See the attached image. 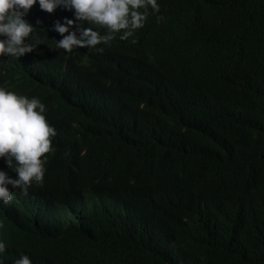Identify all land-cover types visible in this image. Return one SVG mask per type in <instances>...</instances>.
Instances as JSON below:
<instances>
[{"label":"trees","instance_id":"trees-1","mask_svg":"<svg viewBox=\"0 0 264 264\" xmlns=\"http://www.w3.org/2000/svg\"><path fill=\"white\" fill-rule=\"evenodd\" d=\"M157 3L132 36L117 34L99 52L85 47L65 66L1 61L0 83L44 99L56 128L34 192L65 186L79 216L46 238L48 248L19 226L2 264L20 254L33 264H264V0ZM51 13L33 5L24 18ZM74 78L96 80L116 99L104 113L93 106L79 132L63 103ZM0 170L17 175L5 162ZM148 214L157 220L137 242L127 222ZM0 216L12 220L6 209Z\"/></svg>","mask_w":264,"mask_h":264},{"label":"clouds","instance_id":"clouds-1","mask_svg":"<svg viewBox=\"0 0 264 264\" xmlns=\"http://www.w3.org/2000/svg\"><path fill=\"white\" fill-rule=\"evenodd\" d=\"M33 5L48 13L62 8L51 13L46 22L25 19ZM148 6L153 11L159 9L157 0H0V63L5 56H11L26 59L36 67L44 66L46 60L65 66L70 55L88 54L85 47L99 52L103 49L98 45L107 44L117 34L121 40L132 36L134 30L143 26ZM141 8L145 11H139ZM70 10L74 18H69ZM81 21L101 26L105 31L101 34L97 28L81 26ZM43 27L47 28L45 33ZM85 57L81 56L79 62L83 63ZM99 85L96 80L74 78L62 88L70 126L77 132L87 124L93 106L102 107L104 113V108H111L116 100ZM88 94L95 99L86 98ZM230 102L237 103V100ZM245 121L248 129L258 123L253 111H248ZM259 122L264 124L263 116ZM55 135L56 128L44 99L0 85V164L5 162L17 174L11 176L0 170V208L9 211L12 218L0 216V258L12 248L11 239L19 226H27L38 239L45 241L48 236L75 226L79 219L77 203L65 186L55 185L34 192L35 186L45 181L43 165L47 157L43 154L53 150ZM258 147L264 154V148ZM8 202L16 205L29 202V212L26 216L18 215L2 204ZM156 220L157 216L148 214L127 222L128 229L139 242L147 238ZM49 242L37 248H48L52 244ZM9 264H33V261L30 256L20 254Z\"/></svg>","mask_w":264,"mask_h":264},{"label":"bare ground","instance_id":"bare-ground-1","mask_svg":"<svg viewBox=\"0 0 264 264\" xmlns=\"http://www.w3.org/2000/svg\"><path fill=\"white\" fill-rule=\"evenodd\" d=\"M137 52L141 53V51H137ZM95 70H96V68H95ZM4 74H2V75H4ZM0 85H2V84L0 83ZM86 98L90 99L88 95L86 96ZM9 188L11 189V191L14 190V188H12V187H9ZM28 203L29 202L20 203V204L16 205V204H13L12 202H8L7 204H4V203H2V204L6 205L7 207H10V209H12L13 211H16V213L18 215L26 216L25 213L29 212V208H30V205H28ZM104 210H107V208L105 207ZM55 230H57L56 227H55ZM59 245H61V241H59L58 243H55L54 246L58 247ZM158 249L162 253H164L166 256H168L171 260H174V261L178 260V258H176V256H174V254L172 252V248L170 247V244H163L162 246L160 245V246H158Z\"/></svg>","mask_w":264,"mask_h":264}]
</instances>
